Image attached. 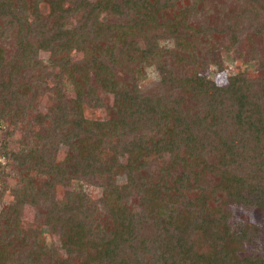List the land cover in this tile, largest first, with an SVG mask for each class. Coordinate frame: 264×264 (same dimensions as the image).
I'll return each instance as SVG.
<instances>
[{"label":"trees","instance_id":"obj_1","mask_svg":"<svg viewBox=\"0 0 264 264\" xmlns=\"http://www.w3.org/2000/svg\"><path fill=\"white\" fill-rule=\"evenodd\" d=\"M47 5L41 13L38 0L30 5L0 0V37L12 38L15 46L12 60L0 55V126L16 127L25 120L34 107V90L54 96L46 111L33 117L37 143L30 150H7L0 140L6 165L20 183L13 198L18 215L0 225V264H29L32 255L51 257L54 264H264L260 255L240 253L258 234L254 227L178 222L175 207L155 199L130 174L120 190L121 168L115 158L107 159L114 149L109 139L118 148L133 144L138 165L151 169L149 160L141 159L143 138L134 136L125 121L86 119L77 108L99 105L94 86L101 85L113 93L115 105L123 103L121 111L151 126L158 149L171 159L199 153L212 165V175L220 180L210 188L200 186L199 192L219 215L229 216L230 203L264 208V70L234 71L226 82L216 83L189 57L192 44L205 36L248 62L264 61L257 46L264 48V0H47ZM76 12L77 22L69 25ZM160 38H176V52L160 47ZM84 48L87 55L71 59L75 49ZM44 52L47 63L39 55ZM141 66H154L160 74L146 91L137 86ZM33 72L51 84L32 78ZM67 84L75 92L72 100L64 95ZM60 145L66 146L64 164L53 161ZM29 170L44 180L34 183ZM160 172L165 175L163 166ZM7 177L0 169V187ZM76 180L101 187L96 204L106 213L104 221L98 220L90 195L71 186ZM58 185L66 187L60 198ZM134 192L138 209L130 206ZM25 204L33 208L36 226L22 227ZM45 232L58 244H44Z\"/></svg>","mask_w":264,"mask_h":264},{"label":"rangeland","instance_id":"obj_2","mask_svg":"<svg viewBox=\"0 0 264 264\" xmlns=\"http://www.w3.org/2000/svg\"><path fill=\"white\" fill-rule=\"evenodd\" d=\"M26 4L30 5L35 0H24ZM103 4H107L108 0H94ZM16 2V0H14ZM195 0H182V3L192 4ZM211 4L219 3V0H196V3ZM64 7H69L68 2L63 3ZM38 7L41 13H45L48 9L47 0H38ZM27 14L32 17L30 10H26ZM79 17V13L76 12L72 15V21L69 25L75 24ZM117 29L121 27L118 24ZM124 36H128L125 30H120ZM140 45L143 46V40L133 38ZM243 43L248 44V39L245 37L242 39ZM158 45L166 49L169 53H175L178 41L176 38H160L158 39ZM257 46L260 49L262 58L264 59V48L261 43ZM88 48L75 49L71 53V59L77 60L88 54ZM15 46H13L12 38L0 37V55L7 61L12 60ZM42 60L47 63L48 53H39ZM189 57L194 59L196 65L200 67L201 73L205 74L208 78L216 83H223L227 81V78L234 71L247 70L249 74L256 73L258 69L264 70V61L260 62H248L240 56L239 53H235L234 50H225L221 45H216L212 40L205 36L200 37L199 41L192 44L189 51ZM143 77L137 82V86L141 91H146L152 88L160 80V74L154 66L144 67ZM32 78H41L45 84L50 85L51 81L44 75L33 72ZM64 95L66 98L72 100L75 97V92L67 84L63 87ZM94 93L100 99L99 105L91 107L82 105L77 107L83 117L86 119H106L111 121H125L131 133L136 137H141L144 140L145 154L141 158L142 160H149L153 165L151 169H143L139 166L136 153L137 149L131 143H124L121 147H117V143L114 138H110L108 145L113 150L107 153V159H114L121 168L120 173L116 176V184L120 190L124 189V183L126 175L130 174L137 177L150 192L153 193V197L163 203H170L175 207L177 214L180 218L188 220L203 221L206 223L226 226L230 225L232 230H237L240 223L247 224L249 227H254L256 234L253 239L243 244L241 254H256L264 257V208L261 206H243L242 204L230 203L226 206L229 211V216H221L217 212L215 205L208 203L202 198V194L199 192V187L206 185L205 187H212L219 180L220 177L212 175V165L199 153H186L178 160H173L159 150L157 147V141L151 126L144 123L143 120L138 118H132L129 114L121 111L120 106L114 104V95L112 92L105 90L101 85L94 86ZM51 92L40 93L34 90L32 93L34 107L18 126L12 127L8 122L0 126V140H5V146L7 150H30L37 140L32 134V130L37 128V123L33 121V117L46 111L47 107L51 104L53 99ZM28 127V128H26ZM32 129V130H31ZM12 132V133H11ZM66 146L60 145L53 153V161L56 164H64L65 162ZM7 158L0 150V169H5L8 173L6 178V185L0 187V225H9L14 221L18 212L13 206V198L17 194L20 183L17 176V172L7 164ZM139 166V167H138ZM163 166L165 175L160 172V167ZM29 178L36 184H39L44 180V176L34 170H29ZM98 182V181H97ZM76 190H82L87 192L92 200L94 206L97 207L98 220L104 221L106 213L104 210L96 204L98 198L101 196L102 189L97 184H91L85 181H73L71 184ZM65 186H57V196L60 198L63 195ZM130 206L132 209L139 208V195L137 193L130 194ZM33 208L25 204L22 207L21 213V225L22 227L36 226V222L33 219ZM43 243L50 244V241H54L58 244L56 239H53L46 232L43 235ZM29 264H54L51 257L32 255Z\"/></svg>","mask_w":264,"mask_h":264}]
</instances>
